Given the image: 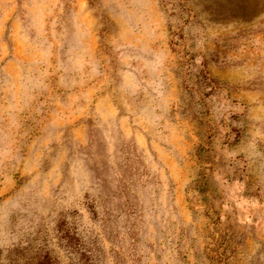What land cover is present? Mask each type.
Masks as SVG:
<instances>
[{
  "label": "rangeland",
  "instance_id": "374dc122",
  "mask_svg": "<svg viewBox=\"0 0 264 264\" xmlns=\"http://www.w3.org/2000/svg\"><path fill=\"white\" fill-rule=\"evenodd\" d=\"M0 264H264V0H0Z\"/></svg>",
  "mask_w": 264,
  "mask_h": 264
},
{
  "label": "trees",
  "instance_id": "16d2710c",
  "mask_svg": "<svg viewBox=\"0 0 264 264\" xmlns=\"http://www.w3.org/2000/svg\"><path fill=\"white\" fill-rule=\"evenodd\" d=\"M162 1L166 3V0H162ZM189 1L190 0H183L184 4H189ZM187 25L191 27L193 25V20L187 19ZM202 79L207 80V77L204 76L202 77ZM195 83L198 84L199 83L198 80H196Z\"/></svg>",
  "mask_w": 264,
  "mask_h": 264
}]
</instances>
